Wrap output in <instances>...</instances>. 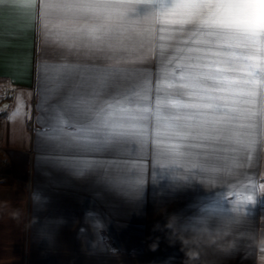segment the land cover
Here are the masks:
<instances>
[{"label":"snow or ice","instance_id":"obj_1","mask_svg":"<svg viewBox=\"0 0 264 264\" xmlns=\"http://www.w3.org/2000/svg\"><path fill=\"white\" fill-rule=\"evenodd\" d=\"M136 2L39 0L46 38L111 61L41 65L54 87L41 92L39 139L75 176L112 166L98 157H135L150 142L161 159L182 158L192 172L211 177L216 168L219 180L244 161L236 169L243 174L264 140V0H174L142 19L129 15ZM5 3L25 14L36 8V0ZM145 44L153 45L152 57L140 55ZM151 60L155 72L137 66ZM64 88L67 94L50 104ZM22 108L18 103L13 116ZM141 183L142 173L132 169L120 188L131 193ZM258 187L236 184V202H249Z\"/></svg>","mask_w":264,"mask_h":264},{"label":"crops","instance_id":"obj_2","mask_svg":"<svg viewBox=\"0 0 264 264\" xmlns=\"http://www.w3.org/2000/svg\"><path fill=\"white\" fill-rule=\"evenodd\" d=\"M172 3L138 0L129 15L142 19ZM153 52L145 44L140 55ZM44 63L111 61L46 38L39 0L27 14L0 4V264H264L253 243L264 235V140L247 160L248 170L236 171L244 163L237 161L219 180L216 168L210 177L192 172L182 158L161 159L151 142L135 157H98L112 165L107 169L71 175L57 162L62 154L39 139L41 92L54 87L42 77ZM137 66L156 70L155 60ZM68 90L49 103H58ZM132 169L142 173V183L130 193L120 183ZM249 181L259 185L252 193L255 203H237L236 184ZM35 192L47 198L40 211ZM226 230L235 248L217 239Z\"/></svg>","mask_w":264,"mask_h":264},{"label":"clouds","instance_id":"obj_3","mask_svg":"<svg viewBox=\"0 0 264 264\" xmlns=\"http://www.w3.org/2000/svg\"><path fill=\"white\" fill-rule=\"evenodd\" d=\"M261 194H264V192H261ZM47 202V198L43 197V195L39 192L33 193V203L37 206V211L42 210L43 204ZM247 203H255V194H252V199ZM246 204V203H245ZM243 212V209L240 210ZM174 223V219L170 221V224ZM229 235V232L226 230L223 235H220L217 237V239L225 240V243L223 247L227 249L235 248L236 244L235 241H227L226 237ZM254 245L258 249V253L264 254V235H259L253 239Z\"/></svg>","mask_w":264,"mask_h":264},{"label":"rangeland","instance_id":"obj_4","mask_svg":"<svg viewBox=\"0 0 264 264\" xmlns=\"http://www.w3.org/2000/svg\"><path fill=\"white\" fill-rule=\"evenodd\" d=\"M31 171V170H30ZM30 171H29V173H30Z\"/></svg>","mask_w":264,"mask_h":264}]
</instances>
